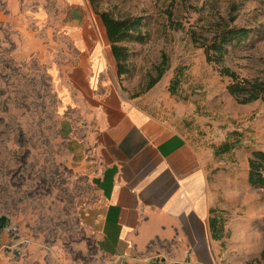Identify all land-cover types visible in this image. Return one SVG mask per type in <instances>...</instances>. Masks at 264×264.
<instances>
[{
  "label": "rangeland",
  "instance_id": "1",
  "mask_svg": "<svg viewBox=\"0 0 264 264\" xmlns=\"http://www.w3.org/2000/svg\"><path fill=\"white\" fill-rule=\"evenodd\" d=\"M96 6L115 18H143L142 39L120 43L127 57L119 88L209 154L214 216L224 232L210 242V264H264V188L247 179L248 158L264 150V101L239 104L226 89L230 79L200 47L217 28L248 29L225 46L223 65L241 78L264 79V0H99ZM66 12L57 0H0L2 264H124L99 248L81 217L98 193L61 127L70 110L65 73L76 54ZM97 45L108 43L100 35ZM158 66L163 73L153 84Z\"/></svg>",
  "mask_w": 264,
  "mask_h": 264
},
{
  "label": "crops",
  "instance_id": "2",
  "mask_svg": "<svg viewBox=\"0 0 264 264\" xmlns=\"http://www.w3.org/2000/svg\"><path fill=\"white\" fill-rule=\"evenodd\" d=\"M57 1L76 50L65 73L70 110L61 127L98 193L81 213L83 223L99 248L124 264H210V242L224 232L214 216L208 152L119 88L89 0ZM100 35L107 49H99Z\"/></svg>",
  "mask_w": 264,
  "mask_h": 264
},
{
  "label": "trees",
  "instance_id": "3",
  "mask_svg": "<svg viewBox=\"0 0 264 264\" xmlns=\"http://www.w3.org/2000/svg\"><path fill=\"white\" fill-rule=\"evenodd\" d=\"M99 0H89L90 5L95 9V14L100 18L106 32L107 39L110 44L112 55L115 58L117 66V74L122 75L124 68L122 63L125 62L127 54L126 48L121 46L125 40L136 39L140 41V26L142 17H126L115 18L108 11L98 12L96 4ZM249 33L248 29L224 27L217 28L210 38H205L200 43V47L204 50V55L208 63H212L219 67V75L228 77L230 82L226 89L228 93L239 103L247 104L253 101H264V79L260 78H241L234 71L223 65V58L226 53L225 46L234 40L245 38ZM194 41H198L193 36ZM165 63V56L161 64ZM158 78L153 82L156 83L163 73V69L158 66ZM150 87H152V85ZM223 150H230V144H223ZM248 164V183L264 188V150L254 151L251 153L247 161ZM264 258V250L262 252Z\"/></svg>",
  "mask_w": 264,
  "mask_h": 264
}]
</instances>
